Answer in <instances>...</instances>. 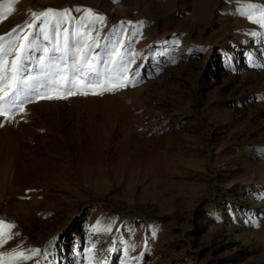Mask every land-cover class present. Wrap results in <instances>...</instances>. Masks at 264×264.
<instances>
[{
    "label": "rangeland",
    "instance_id": "374dc122",
    "mask_svg": "<svg viewBox=\"0 0 264 264\" xmlns=\"http://www.w3.org/2000/svg\"><path fill=\"white\" fill-rule=\"evenodd\" d=\"M249 3L264 6L0 0V35L48 8L104 16L96 51L122 34L138 81L0 117V221L16 234L0 253L40 249L23 264H90V248L91 264H264V27L240 14Z\"/></svg>",
    "mask_w": 264,
    "mask_h": 264
},
{
    "label": "snow or ice",
    "instance_id": "6c2138e0",
    "mask_svg": "<svg viewBox=\"0 0 264 264\" xmlns=\"http://www.w3.org/2000/svg\"><path fill=\"white\" fill-rule=\"evenodd\" d=\"M5 7L6 16L13 11V5ZM75 11L83 15L77 19L71 9L32 12L30 22L0 35V117L5 121L11 122L17 114H23L25 105L36 100L103 95L138 82L129 76L136 54L125 49L123 35L101 55L96 50L106 47L100 43L99 34L105 17L91 9ZM240 14L264 27V6L249 3ZM249 63L256 66L251 56ZM139 76L137 71L135 77ZM14 227L0 221V248L16 235ZM94 231L111 228L98 226ZM39 255L40 249L14 248L0 253V264H23ZM93 258L90 248V264Z\"/></svg>",
    "mask_w": 264,
    "mask_h": 264
},
{
    "label": "trees",
    "instance_id": "16d2710c",
    "mask_svg": "<svg viewBox=\"0 0 264 264\" xmlns=\"http://www.w3.org/2000/svg\"><path fill=\"white\" fill-rule=\"evenodd\" d=\"M98 199H104L107 202L108 207H112V205L118 203V201L111 199L109 197H106V198L98 197ZM0 218H6V217L3 215H0Z\"/></svg>",
    "mask_w": 264,
    "mask_h": 264
},
{
    "label": "bare ground",
    "instance_id": "6f19581e",
    "mask_svg": "<svg viewBox=\"0 0 264 264\" xmlns=\"http://www.w3.org/2000/svg\"><path fill=\"white\" fill-rule=\"evenodd\" d=\"M245 188L246 189L241 193L240 197L246 195L250 191V189H251L249 186H246Z\"/></svg>",
    "mask_w": 264,
    "mask_h": 264
}]
</instances>
